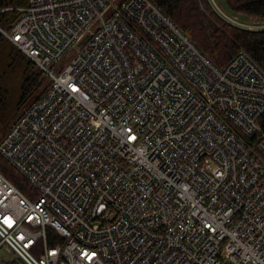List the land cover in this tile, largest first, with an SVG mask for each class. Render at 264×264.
<instances>
[{"label":"built area","instance_id":"built-area-1","mask_svg":"<svg viewBox=\"0 0 264 264\" xmlns=\"http://www.w3.org/2000/svg\"><path fill=\"white\" fill-rule=\"evenodd\" d=\"M16 9L4 34L46 84L0 137V153L30 185L25 192L0 172V217L14 220L0 223V248L25 264H88L82 250L106 252L100 264H165L185 249L193 264H264L249 227L264 225L262 67L244 49L216 65L153 0ZM63 164L80 186L53 187ZM205 218L219 225L215 235Z\"/></svg>","mask_w":264,"mask_h":264},{"label":"trees","instance_id":"trees-1","mask_svg":"<svg viewBox=\"0 0 264 264\" xmlns=\"http://www.w3.org/2000/svg\"><path fill=\"white\" fill-rule=\"evenodd\" d=\"M153 1L172 18L216 65H223L238 49H244L264 70V28L246 29L229 23L213 11L209 0ZM219 1L223 9L231 14L242 18H264V0ZM26 2L27 0H0L1 29L5 31L11 29L13 22L19 15V10L16 7L22 6ZM2 40L9 43L13 54L22 58L27 64V70H30L24 76L21 84V95L17 102V108L23 109L24 106L31 103L43 92L46 79L42 76L38 67L0 31V41ZM5 100L6 92L0 90V137L8 129L9 114L4 111ZM28 100L29 103L24 105ZM259 123L264 129V112L260 115ZM0 172L19 189L25 192L30 189L27 180L1 153ZM17 261L25 264L20 258L16 257H13L9 262L10 264H14Z\"/></svg>","mask_w":264,"mask_h":264},{"label":"snow or ice","instance_id":"snow-or-ice-1","mask_svg":"<svg viewBox=\"0 0 264 264\" xmlns=\"http://www.w3.org/2000/svg\"><path fill=\"white\" fill-rule=\"evenodd\" d=\"M14 40L20 41L21 37L18 34H14L12 37ZM129 71L131 72V65H129ZM143 71L142 68H138L136 69V73L139 74V72ZM72 88V91L74 93L79 92L80 89L76 86V85H70ZM87 114H92L90 111ZM130 118V117H129ZM96 128H99L100 125L97 123L95 125ZM87 129V120L85 119V124L82 125L81 131H84ZM123 134L127 136V140L129 142L134 141L136 139V136L134 134H129L131 133V129L125 128L122 130ZM64 147H67V144L64 145ZM70 152L73 155V159L69 161V163H72L73 166H75V160L77 157H79V153L75 152V149H70ZM142 154V152H141ZM135 158V157H134ZM63 166L65 167L66 171L61 174V176L56 177L53 181V187L56 184L57 181H64L65 183H69L70 186L71 185H75V186H80L81 185V181L75 179V176H78L79 173L77 172L76 174H73L71 169H69L67 167V164H63ZM216 176H221L222 173L219 171L215 172ZM107 176L104 177V181H107ZM45 194H48V190L47 188H45ZM22 203V202H21ZM42 203V201L40 202ZM104 205L103 203L100 204V208H103ZM225 217L230 218V211L229 212H225ZM28 220H32V217L29 216ZM205 221L203 223V228L208 229L209 231H211L213 233V235L216 234V232L218 231L219 225H213V223L211 221H208L207 218H205ZM0 223H3L6 228L11 229L14 225V220L8 216V215H3L2 217H0ZM249 227H251L253 229V238L256 239L258 246H264V225H260L259 220H254L252 221V223L249 225ZM3 232H0V235H3ZM20 239H25V236L23 234L20 235L19 237ZM34 243L33 239H28L27 243L24 245L25 247H28L29 245H32ZM245 243H250V240H246ZM230 251L233 252V254H235V250H232L231 247L229 246ZM41 251L43 250V248L40 249ZM57 254V250L55 248L51 249L50 251L47 252V255L49 257H55ZM107 253L106 252H102V253H97L96 251H86V250H82L79 251V257L83 258L84 260H86L88 262V264H100V261L106 257ZM163 255V254H162ZM172 261H177V264H193V258L189 257L187 255V249H185L184 252L180 253L179 255H177L176 253H171L169 255H167V259L165 261V264H171ZM40 264H44V261H40Z\"/></svg>","mask_w":264,"mask_h":264},{"label":"rangeland","instance_id":"rangeland-1","mask_svg":"<svg viewBox=\"0 0 264 264\" xmlns=\"http://www.w3.org/2000/svg\"><path fill=\"white\" fill-rule=\"evenodd\" d=\"M215 1L217 2L218 5L222 7L219 0H215ZM209 2L213 9L211 0H209ZM213 11L216 12L214 9ZM229 15L241 23L244 22L247 23L248 25L249 24L253 25L254 26L253 28L256 29H259V27L264 28V18H260V19L249 18V17L242 18L240 16L231 13H229ZM243 24L240 27L250 29V27L249 28L245 27ZM27 72H30V70H27L26 62L18 55L13 54L11 46L7 41L5 40L0 41V90L6 92L4 111L9 114L7 127L11 124V122L15 119V117L22 109V108H17V102L21 95V84ZM27 103H29V100L24 105H26ZM13 257H15L13 251L8 246L2 245L0 248V264H10L9 261L12 260ZM14 264H23V263L17 261Z\"/></svg>","mask_w":264,"mask_h":264},{"label":"bare ground","instance_id":"bare-ground-1","mask_svg":"<svg viewBox=\"0 0 264 264\" xmlns=\"http://www.w3.org/2000/svg\"><path fill=\"white\" fill-rule=\"evenodd\" d=\"M11 28H12V26H11ZM0 31L2 32V34H4V32H10L11 29H10L9 31H5V30H3V29L0 28ZM4 35H5V34H4ZM5 36H6V35H5ZM6 37H7V36H6ZM7 38H8V37H7ZM8 39H9V38H8ZM9 40H10V39H9ZM10 42H11V40H10ZM12 43H13V42H12ZM13 44H14V43H13ZM14 45H15V44H14ZM11 124H12V123H11ZM11 124H10V125H11ZM10 125H9V126H10ZM9 126H8V127H9Z\"/></svg>","mask_w":264,"mask_h":264}]
</instances>
